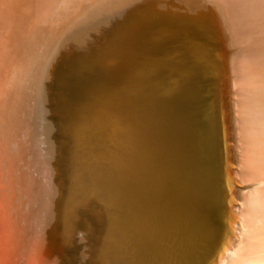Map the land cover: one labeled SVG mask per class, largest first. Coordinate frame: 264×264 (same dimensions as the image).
<instances>
[{"label": "bare ground", "instance_id": "6f19581e", "mask_svg": "<svg viewBox=\"0 0 264 264\" xmlns=\"http://www.w3.org/2000/svg\"><path fill=\"white\" fill-rule=\"evenodd\" d=\"M142 1L0 0V264H98L97 242L104 225L100 209L112 208L113 182L133 175L136 180L134 169L140 162L166 155L186 166L191 177L193 165L204 156L203 147L208 152L206 173H198V178L208 185L206 203L211 211L196 226L207 234L220 226L223 217L218 210L223 206L225 180L219 156L212 157L221 149L215 120L220 97L216 44L199 31L202 25L191 28L174 17L135 19L119 34L132 46L138 38L151 41L148 52L153 56L145 62L139 79L153 82L156 97L143 100L136 96L133 88L137 82L127 79L131 75L127 68L124 75L111 78L116 85L104 105L93 99L90 102L95 108L91 107L90 114L80 111L68 122L63 131L68 156L59 167L60 175L66 174V194L59 200L53 167L56 144L50 138L52 125L45 120L48 68L68 31L100 18L121 19L127 9ZM188 1L190 7H205L200 3L206 0ZM213 1L220 18L217 30L229 40L226 51L235 50L226 57L229 77L226 110L221 112L225 163L231 166L226 174L246 186L230 189L238 222L233 224L235 235L228 239L230 247L219 264H254L264 257V0ZM146 4L151 7L153 3ZM155 9L163 12L166 7ZM141 48L143 54L147 47ZM174 56L181 68L166 76L170 70L166 62ZM99 66V57L86 68L68 63L61 74L58 98L67 100L63 87L69 89L70 81L112 72ZM140 86L144 91L145 86ZM115 103L121 114L112 111ZM203 213L199 211V215ZM205 220L207 225L202 224ZM72 224L76 226L73 234ZM38 236L40 245L28 243ZM69 237L72 244L78 243L73 245L76 257L67 250ZM156 239L151 237L150 242ZM202 246L196 248L204 251ZM197 253L193 248V258ZM190 258L192 263L189 254Z\"/></svg>", "mask_w": 264, "mask_h": 264}, {"label": "water", "instance_id": "95a60500", "mask_svg": "<svg viewBox=\"0 0 264 264\" xmlns=\"http://www.w3.org/2000/svg\"><path fill=\"white\" fill-rule=\"evenodd\" d=\"M179 1L144 0L137 2L126 10L121 19L117 17V19L108 18L105 20L100 18L98 21L88 22V24L80 25L76 29H71L65 35L58 55L48 68V80L44 82L46 93L44 107L48 110L45 120L52 125L53 131L50 138L56 144V161L53 163L57 174V181L55 180V182L59 185V200L63 199L66 194L63 188L66 174L60 175L59 167L62 166V161L67 160L68 156L64 148L63 131H65V127L70 120L79 116L80 111L90 114L91 107H94L90 102L91 100L94 99L96 103L104 105L111 98L110 95L114 92L112 88L116 85L114 84L116 79L111 78H114L117 74L124 75L128 68L131 70V75L126 76L127 79L137 82V85L135 84V88H133L135 95L143 100L149 96H155V93H152L153 82H145L143 78L139 79L141 69L144 68L145 62H148L152 55L148 52L151 51V41L138 38L135 45L132 46L128 38L125 36L118 37L119 34L131 26L130 24L135 19L140 21L145 18L158 21L162 18L171 19V17H174L177 23L186 24L191 28H198L202 25L199 31L213 45L216 44L215 51L217 52L216 58L220 75V86L218 85L220 97H218L219 104L217 101L215 108V120L217 119L218 122L221 149L218 148L219 152L212 153V157L216 160L215 155L219 156L221 174L225 180L222 189L223 206L218 210V212L221 211L220 218L223 217V219L219 227L209 229V234L204 233V228H201L200 225L196 226L198 219H202L201 217L208 218L205 213L207 215L206 211L211 208L206 203V200L210 199L208 185H206L207 183L204 185L206 181L202 184L201 179L198 178V173L199 175L204 171L206 173V161L204 162V159H206L205 154H208V152L204 150V147L200 150L201 153H204V156L201 154L200 160L195 162V166L193 165L194 170L191 172V177L190 174L187 175L186 166L182 167L177 164L178 159L176 162L166 155L161 159L145 160L140 162L134 169L138 173V175H135L136 180L132 178L133 175L117 178L113 182L112 208L105 209L101 207L100 209L104 218V225L97 242L98 264H147L148 262L151 264L155 260L160 261L157 264H219L224 250L230 247L228 239L235 235L233 224L238 222V219L232 211L236 203L231 198L230 189L231 187L244 189L246 186L238 184L231 175L226 174V169H231V166L226 167L227 164L225 163V137L222 128L223 122L221 121V112L226 110L224 106L226 104L225 85L229 77L226 57L233 54L235 50L226 51V43L229 40L224 39L223 33L217 30V25H220V18L216 14L213 0L201 2L200 5H205L204 8L190 7L188 0ZM147 2L153 3L151 4L152 8L147 6ZM161 6H165L166 9H163V12L156 11L155 8ZM105 21L109 24L104 26L102 22ZM141 46L147 47L143 50V54L139 51L142 49ZM97 57L100 58L102 66L99 67H102V71L103 69L112 70L109 76L103 73L90 76L85 81H70L69 89L63 85L67 100L59 99L58 97L62 94L60 87H62L61 78L63 77H61V74L68 63L86 68V64L91 63ZM180 63L175 56L171 57L166 62V67L170 69L168 70L170 74L166 72V76L175 73L178 70L177 68H181L182 63ZM182 68L184 69V67ZM126 77H123V80ZM105 80L108 81L105 82ZM163 82L165 84L170 81ZM140 84L145 86V88L143 87L144 91ZM213 90L217 99V90ZM116 104H112V111L115 114H121V109L117 108L118 105ZM103 180L101 182L105 184ZM166 195H169L168 199L164 197ZM199 211H203V215H199ZM56 212V221H58V207H56ZM210 220H212V216ZM206 221L202 224L205 225ZM71 227L70 232L73 234L76 226L72 224ZM151 237L157 239L150 242ZM72 240L69 237L68 243L70 242L71 246L69 245L67 250L71 256L76 257L78 252L74 246H77L78 243L74 241L72 244ZM204 240L206 241L202 243ZM198 245H204L202 246L204 251L200 252L198 248L201 249V247L196 248ZM205 245H207V248ZM193 248L198 252V255H195L194 258ZM189 254L192 257V263L191 258L189 260ZM141 260H143L142 263ZM254 264H264V257Z\"/></svg>", "mask_w": 264, "mask_h": 264}, {"label": "rangeland", "instance_id": "374dc122", "mask_svg": "<svg viewBox=\"0 0 264 264\" xmlns=\"http://www.w3.org/2000/svg\"><path fill=\"white\" fill-rule=\"evenodd\" d=\"M28 243H32L36 247L37 245H40L41 239H39V236H38L37 238H32V240H28ZM25 246L26 244L22 246V251L25 249Z\"/></svg>", "mask_w": 264, "mask_h": 264}]
</instances>
